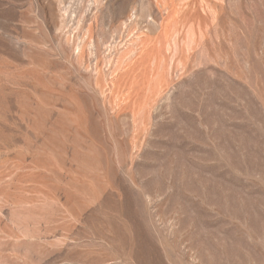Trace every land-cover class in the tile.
<instances>
[{
    "label": "rangeland",
    "instance_id": "1",
    "mask_svg": "<svg viewBox=\"0 0 264 264\" xmlns=\"http://www.w3.org/2000/svg\"><path fill=\"white\" fill-rule=\"evenodd\" d=\"M0 264H264V0H0Z\"/></svg>",
    "mask_w": 264,
    "mask_h": 264
}]
</instances>
